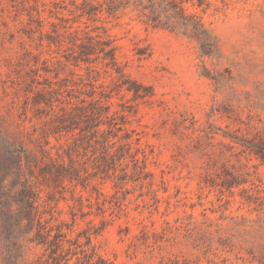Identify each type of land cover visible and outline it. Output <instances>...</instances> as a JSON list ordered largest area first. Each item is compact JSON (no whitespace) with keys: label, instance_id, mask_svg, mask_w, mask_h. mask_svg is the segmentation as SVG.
I'll return each mask as SVG.
<instances>
[{"label":"rangeland","instance_id":"rangeland-1","mask_svg":"<svg viewBox=\"0 0 264 264\" xmlns=\"http://www.w3.org/2000/svg\"><path fill=\"white\" fill-rule=\"evenodd\" d=\"M96 99L140 168L104 165ZM38 216L113 264H264V0H0V264L47 259Z\"/></svg>","mask_w":264,"mask_h":264},{"label":"trees","instance_id":"trees-1","mask_svg":"<svg viewBox=\"0 0 264 264\" xmlns=\"http://www.w3.org/2000/svg\"><path fill=\"white\" fill-rule=\"evenodd\" d=\"M92 40L95 38L94 36L90 37ZM96 42L91 41L90 44L85 46L84 50H94L98 53L94 48L96 46ZM99 44V42H98ZM100 51L103 52L102 57L107 60V58L115 59L114 49L109 46L107 42H104L103 47H100ZM81 51L78 54V59L83 60L85 62H89L92 60L91 53ZM109 64V62H108ZM90 108L87 110V107H81L79 114L82 118L88 112L90 116L92 114L91 121H96V124H93L91 128H93V133H99L101 139L95 140L101 146V159L104 165L113 167L115 169L116 161H119L120 164H124L123 158H132L131 162L134 168H140V158L137 156V152L141 150L138 146H135L136 150L133 152L131 147H133L134 141H138L139 138H133V135L130 133L129 128L126 126L129 122V113L126 107L121 109H117L114 111H110V106L105 105L102 100L96 99L89 102ZM74 110V109H73ZM89 112L91 114H89ZM78 114V113H77ZM76 114V115H77ZM105 124L107 127L100 128V125ZM89 127V126H88ZM90 129L89 131H91ZM115 144L121 145L123 150L120 154L118 152L114 153ZM42 153L45 157L50 159V163L48 164V168H55V170H51V174L53 178L59 183L63 184L65 179L73 180L79 179L81 174H76V169L71 170V168L65 164L64 161H56V157L49 151L48 148L42 147ZM127 151V153H126ZM128 155V156H127ZM111 160V161H109ZM122 162V163H121ZM113 163V164H112ZM130 162H126V166H130ZM111 168H105V172H108ZM122 170L126 173V169L123 167ZM75 173V174H74ZM77 175V176H75ZM21 205L16 208L12 206L9 208V216L13 223V232L12 235H15V238L18 239L20 236H16L18 234L19 228H21L23 224V219L18 217L19 212L21 211ZM36 226H32L31 230L27 233L34 231L33 229L36 227V239H38V243L43 244L46 247V251H48L47 259L45 261L26 263L22 259L20 255H13L8 260V264H68L71 257H76V264H113L111 261L101 257L100 255L95 258V253L90 252L87 247H85L84 243H75V247H67L65 248V232L61 224L56 226L57 231L53 233V226L48 224V221L43 219V216L37 217ZM10 229V226H8ZM21 238L18 239L20 243ZM69 243H72L71 239H68ZM74 244V242L72 243Z\"/></svg>","mask_w":264,"mask_h":264}]
</instances>
